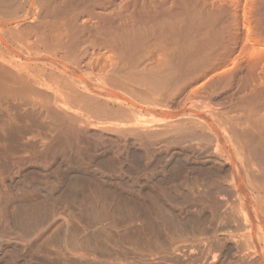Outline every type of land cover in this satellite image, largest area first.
I'll return each instance as SVG.
<instances>
[{"label": "bare ground", "instance_id": "1", "mask_svg": "<svg viewBox=\"0 0 264 264\" xmlns=\"http://www.w3.org/2000/svg\"><path fill=\"white\" fill-rule=\"evenodd\" d=\"M0 264H264V0H0Z\"/></svg>", "mask_w": 264, "mask_h": 264}]
</instances>
